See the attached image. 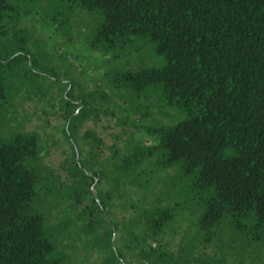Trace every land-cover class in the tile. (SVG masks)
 Masks as SVG:
<instances>
[{"label":"trees","instance_id":"1","mask_svg":"<svg viewBox=\"0 0 264 264\" xmlns=\"http://www.w3.org/2000/svg\"><path fill=\"white\" fill-rule=\"evenodd\" d=\"M56 4L99 15L87 38L91 48L107 53L142 39L162 58L159 66L113 71L110 81L129 94V103L153 87L164 107L183 115L152 129V150L161 154L163 165H179L205 193L199 229L210 231L230 218L264 230V0H0V116L21 92L40 95L42 85L35 80L43 71L34 68L38 62L25 49L30 34L21 21ZM14 78L16 90L10 85ZM98 95L70 88L60 97L71 152L63 164L69 183L62 184L76 186L77 195H69L75 202L91 196L85 211L91 221L94 213L105 219L91 189L103 175L102 164L96 162L94 171L93 160L102 139L86 128L82 138L89 150L81 160L76 136L81 124L99 119ZM142 153L132 149L123 157L112 149L113 178L120 172L128 184H137ZM38 160V133L0 134V264L64 263L36 206L42 181ZM142 216L146 240L162 231L172 213L169 207H152ZM138 247L144 257L134 264H159L161 254Z\"/></svg>","mask_w":264,"mask_h":264},{"label":"rangeland","instance_id":"2","mask_svg":"<svg viewBox=\"0 0 264 264\" xmlns=\"http://www.w3.org/2000/svg\"><path fill=\"white\" fill-rule=\"evenodd\" d=\"M98 23L99 15L60 4L23 17L21 27L30 34L25 49L38 62L34 68L43 71L35 80L42 87L38 96L21 92L0 116L2 136L15 130L39 134L42 181L36 206L64 256L63 264H134L144 257L138 252L139 245L161 254L159 264H264V230H255L252 222L226 218L210 231L199 229L205 193L194 187L193 177L179 165H163L161 154L152 150L156 145L152 129L178 121L183 115L164 107L153 87L129 103V94L110 81L113 71L159 66L163 60L152 44L142 39L107 53L91 48L87 38ZM10 85L16 90L19 80L12 79ZM70 88L75 93L83 88L99 94V119L81 124L76 140L84 151L83 160L89 150L82 138L85 129L95 130L102 139L93 160L94 171L100 161L103 175L91 189L106 221L95 213L91 221L85 213L87 204L92 205L91 196L75 202L69 195H77L76 186L62 184L69 183L63 164L71 152L63 133L66 125L60 97ZM102 94L106 96L100 98ZM114 148L123 157L132 149L144 152L137 184H128L120 172L113 178ZM152 207H169L172 217L155 238L144 240L142 215ZM108 228L113 230L111 235ZM134 236L138 237L135 242Z\"/></svg>","mask_w":264,"mask_h":264}]
</instances>
